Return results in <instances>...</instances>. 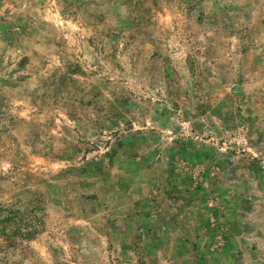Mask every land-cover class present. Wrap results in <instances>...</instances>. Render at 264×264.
Listing matches in <instances>:
<instances>
[{"label": "rangeland", "instance_id": "1", "mask_svg": "<svg viewBox=\"0 0 264 264\" xmlns=\"http://www.w3.org/2000/svg\"><path fill=\"white\" fill-rule=\"evenodd\" d=\"M0 264H264V0H0Z\"/></svg>", "mask_w": 264, "mask_h": 264}]
</instances>
